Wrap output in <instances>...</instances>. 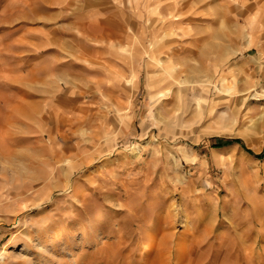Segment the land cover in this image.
I'll return each mask as SVG.
<instances>
[{"label": "rangeland", "instance_id": "rangeland-1", "mask_svg": "<svg viewBox=\"0 0 264 264\" xmlns=\"http://www.w3.org/2000/svg\"><path fill=\"white\" fill-rule=\"evenodd\" d=\"M0 264H264V0H0Z\"/></svg>", "mask_w": 264, "mask_h": 264}, {"label": "bare ground", "instance_id": "bare-ground-1", "mask_svg": "<svg viewBox=\"0 0 264 264\" xmlns=\"http://www.w3.org/2000/svg\"><path fill=\"white\" fill-rule=\"evenodd\" d=\"M70 173H72V172H70ZM69 173V174H70ZM74 173V172H73ZM66 175H68V174H66ZM72 179V178H71ZM55 185V184H54ZM56 185H58V184H56ZM71 183L69 182V180H68V182H66L65 184H63L62 186L64 187V192L65 191H68L69 189H70V187H71ZM63 187H61V188H63ZM35 190V189H34ZM19 195V194H18ZM79 195H81V193L79 192L77 195H76V197H78ZM51 196H52V193L51 194H49V196L48 197H50L51 198ZM46 198V197H45ZM43 196H42V194L40 193V192H38V193H36V204H35V206L36 205H38V206H40L39 204L40 203H43V201H44V199H45ZM51 201H52V199H51ZM28 203V202H27ZM29 204V203H28ZM28 206V205H27ZM42 208V207H41ZM46 208V207H45ZM180 208V207H179ZM20 209V208H19ZM44 209V208H43ZM29 210V209H28ZM27 210V211H28ZM177 210V209H176ZM25 211H26V209H25ZM42 213V212H41ZM40 219H36V229H40V228H42V226L40 227V226H38L37 225V223H38V221H39ZM41 220H43V219H41ZM74 224V220H69V222H68V225L67 226H72ZM86 225L87 224H85V223H83L81 226H80V234L81 235H83L85 238L87 237V235H85V234H87V228H86ZM46 226V225H45ZM72 228V227H71ZM85 230H86V233H85ZM64 231H65V229H57V230H55L53 233H51V235H48L49 236V241H51L52 243H51V245L53 244V243H55V239L56 238H58L59 236H61L63 233H64ZM37 241H39V245H37V251H36V253L37 254H39L40 255V252H43V251H45V254L46 255H48L49 253L50 254H52L53 255V252L52 251H47V249H46V247H44L43 246V244L44 243H42V242H44L43 241V238H44V236H46L45 234H44V229L43 230H41V231H38V233H37ZM155 241V235L153 234V235H151V237H150V241H148L147 243H145L144 244V247H143V250H148L149 248H150V246L151 245H153L152 243ZM181 244V243H180ZM179 246V245H178ZM101 247V246H100ZM105 247V246H104ZM103 248V247H102ZM102 248H97L96 249V252L97 253H100L102 250ZM179 248H181V246L180 247H178V249ZM183 249V248H182ZM55 254L57 255V254H59L58 252L56 253L55 252ZM45 255V256H46ZM42 256V255H41Z\"/></svg>", "mask_w": 264, "mask_h": 264}, {"label": "crops", "instance_id": "crops-1", "mask_svg": "<svg viewBox=\"0 0 264 264\" xmlns=\"http://www.w3.org/2000/svg\"><path fill=\"white\" fill-rule=\"evenodd\" d=\"M160 82V84L163 82V79L162 78H159L158 79V83ZM165 93L163 91H161L160 95L163 96Z\"/></svg>", "mask_w": 264, "mask_h": 264}]
</instances>
